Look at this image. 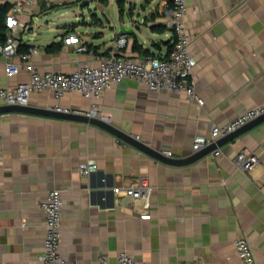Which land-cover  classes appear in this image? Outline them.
Listing matches in <instances>:
<instances>
[{
  "label": "crops",
  "instance_id": "0c3cea01",
  "mask_svg": "<svg viewBox=\"0 0 264 264\" xmlns=\"http://www.w3.org/2000/svg\"><path fill=\"white\" fill-rule=\"evenodd\" d=\"M90 2L95 8L89 17L73 10ZM90 2L0 0L8 12L17 4L23 7L16 30L22 43L13 61L22 64V54L34 49L31 60L40 70L72 73L81 62L98 64L121 36L126 38L121 54H169L174 33L166 20L172 0ZM61 9L68 11L59 19L41 22ZM185 20L194 39L193 78L203 103L186 93L154 92L134 80L106 89L97 101L99 113L114 127L164 156L172 151L175 158L196 153L197 136L210 138L215 126L264 105V0H188ZM70 34L89 51L66 43ZM6 62L0 55L2 87L29 78L24 68L7 76ZM92 102L78 93L57 97L45 91L34 93L29 105L88 113ZM218 149L219 155L173 165L97 125L0 114V264H41L46 237L41 205L52 189L62 191L61 251L68 259L119 264L120 253L127 251L137 264H240L235 241L245 237L258 264H264V121ZM243 149L260 158L251 173L234 164ZM87 161L98 164L90 175L80 170ZM139 176L155 186L148 206L115 192L117 185Z\"/></svg>",
  "mask_w": 264,
  "mask_h": 264
},
{
  "label": "built area",
  "instance_id": "2783aa9c",
  "mask_svg": "<svg viewBox=\"0 0 264 264\" xmlns=\"http://www.w3.org/2000/svg\"><path fill=\"white\" fill-rule=\"evenodd\" d=\"M90 1L93 0H81L82 3ZM28 2L36 3L37 0H28ZM187 8L188 0H172V4L167 10L166 23L174 33L173 46L167 56L131 57L121 54V47L126 43V38L121 36L113 50L100 56L98 64L81 62L76 71L63 73L40 70L31 60L34 49L22 54V64L13 61V57L17 54L22 43L16 36V30L19 26V15L23 13V7L20 4L15 5L6 18L8 34L4 41H0V55L7 60L4 68L7 76H16L24 68L29 72V78L21 81L16 87L0 85V105H29L32 95L37 92L52 91L57 97H62L67 93H78L93 101L87 114L108 120V117L99 113L97 101L103 96L106 89L126 80L143 83L154 92L186 93L190 98L203 103V100L198 96L193 78L197 59L191 52L194 39L185 20ZM65 42L68 44L80 43L77 47L78 52L89 51V48L81 43L78 35L66 36ZM55 109L71 111L60 106ZM262 115H264V105L246 110L223 126H215L210 138L199 135L194 139L193 151L202 150L208 144L233 133ZM214 153L219 155L221 151L217 149ZM165 154L173 156L172 151H166ZM259 163V156L245 149L241 150L234 159L236 168L244 173H251ZM97 168L98 164L95 161H87L80 166L81 173L84 175H90ZM154 189L155 186L147 176H139L126 184L117 185L115 192L120 196H129L134 200L144 201L148 206ZM63 205L60 189L50 190L41 205L46 215V237L44 251L40 255L41 264H83L79 260L68 259L61 251ZM235 245L241 260L240 264H258L252 244L247 238H238ZM100 262L106 263V259L101 257ZM118 262L119 264H137L135 258L127 251L120 253Z\"/></svg>",
  "mask_w": 264,
  "mask_h": 264
},
{
  "label": "water",
  "instance_id": "95a60500",
  "mask_svg": "<svg viewBox=\"0 0 264 264\" xmlns=\"http://www.w3.org/2000/svg\"><path fill=\"white\" fill-rule=\"evenodd\" d=\"M125 31V29H122ZM7 112H20V113H30L35 115L41 116H48L53 118H60V119H67V120H74L79 122L90 123L93 125H97L107 131L115 134L116 136L124 139L125 141L131 143L135 147L141 149L144 152L149 153L150 155L173 165H184L193 163L200 158L206 156L211 152H215L219 147L232 142L235 140L239 135L243 132L253 128L254 126L260 124L264 121V115L256 118L255 120L249 122L247 125L241 127L240 129L234 131L233 133L220 138L216 143L208 145L206 148L184 158H175V157H167L153 149L151 146L147 145L144 141L140 140L139 138L132 136L128 133L122 132L116 127H114L111 123H109L106 119L101 117H97L94 115H89L87 113L75 112V111H63L57 110L55 108H44V107H37L33 105H0V114L7 113Z\"/></svg>",
  "mask_w": 264,
  "mask_h": 264
},
{
  "label": "rangeland",
  "instance_id": "374dc122",
  "mask_svg": "<svg viewBox=\"0 0 264 264\" xmlns=\"http://www.w3.org/2000/svg\"><path fill=\"white\" fill-rule=\"evenodd\" d=\"M94 8L95 7L93 5V2H90L89 5L78 6V7H76L73 10H76L77 13L83 12V14L85 16L89 17V14H90L89 11H90V9L94 10ZM69 10H71V9H69ZM67 11H68L67 9H61V10H59L57 12L56 11H52L51 13H48V14L44 15L43 18H42V20H41V22L43 24L50 23L51 20L53 21L55 19H59V17L61 15H63L65 12H67ZM81 18H83V17L81 16ZM67 21H70V19H68Z\"/></svg>",
  "mask_w": 264,
  "mask_h": 264
},
{
  "label": "trees",
  "instance_id": "16d2710c",
  "mask_svg": "<svg viewBox=\"0 0 264 264\" xmlns=\"http://www.w3.org/2000/svg\"><path fill=\"white\" fill-rule=\"evenodd\" d=\"M102 1L107 2L108 0H102ZM8 11H9V9L6 6H3L0 8V41H4L6 39L7 34H8V29L6 26V18H7V15L9 13ZM121 12H122V8H121ZM135 47L140 49V51H141V46H139L138 44H135ZM142 51L147 52L149 50L143 49Z\"/></svg>",
  "mask_w": 264,
  "mask_h": 264
}]
</instances>
